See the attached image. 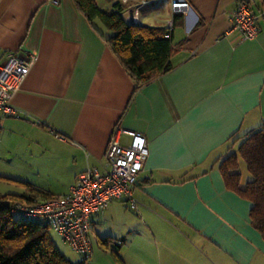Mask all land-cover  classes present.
<instances>
[{
  "label": "crops",
  "instance_id": "0c3cea01",
  "mask_svg": "<svg viewBox=\"0 0 264 264\" xmlns=\"http://www.w3.org/2000/svg\"><path fill=\"white\" fill-rule=\"evenodd\" d=\"M238 1L264 9L261 0H187L189 7L173 9L169 0H128L125 22L165 34L172 22L171 69L135 89L105 43L108 30L98 20L91 24L73 0H0V61L16 52L36 55L11 98L17 115H0V133L13 140L12 151L25 143L28 154L35 148L47 155L33 169H48L61 183L50 195L67 193L87 167L101 168L114 126L146 138L148 155L132 189L134 213L124 197L91 217L92 234L94 223L119 220L126 210L144 230L122 220L118 238L107 236L111 240L102 244L96 236L105 248L121 240L130 250L149 234L159 255L151 260L136 246L149 258L141 264L192 261L182 253V237L191 246L210 245L216 260L224 255L236 264L246 263L250 251H264L250 224L251 203L226 188L218 168L235 149H229L234 138L264 124V15L257 19L259 33L241 38L229 18ZM96 2L111 8L108 0ZM129 139L120 134L121 144ZM14 177L43 186L38 175Z\"/></svg>",
  "mask_w": 264,
  "mask_h": 264
},
{
  "label": "trees",
  "instance_id": "16d2710c",
  "mask_svg": "<svg viewBox=\"0 0 264 264\" xmlns=\"http://www.w3.org/2000/svg\"><path fill=\"white\" fill-rule=\"evenodd\" d=\"M108 1L112 2L111 8L102 10L96 0H73L91 24L98 20L108 30L105 43L131 77L135 89L170 70L173 44L171 36H165V29L127 23L121 17L125 3ZM261 6L264 8V0ZM229 149L234 150L218 161L224 184L251 203L250 224L264 239V124L234 138ZM239 159L250 174L244 183ZM24 185L26 191L21 194L0 195V264H84L86 260L71 262L65 258L54 245L45 222L11 211L18 201L54 197L28 183ZM14 213L20 218H15ZM108 240L111 239H104L102 244Z\"/></svg>",
  "mask_w": 264,
  "mask_h": 264
},
{
  "label": "built area",
  "instance_id": "2783aa9c",
  "mask_svg": "<svg viewBox=\"0 0 264 264\" xmlns=\"http://www.w3.org/2000/svg\"><path fill=\"white\" fill-rule=\"evenodd\" d=\"M169 1L172 9L189 7L187 0ZM261 14L264 15V9L256 12L248 2L238 1L229 16L230 29L243 39L253 38L260 31L257 19ZM166 29L165 36L169 37L171 21ZM35 60L34 54L23 55L16 52L0 61V115H17V109L11 105V98L22 85ZM121 133L129 136L128 144L120 143ZM147 155V141L141 132L116 125L110 133L101 168L87 167L76 176L74 184L65 194L39 202L35 199L24 205L15 203L11 211L26 218L42 220L83 260H87L92 251V215L102 210L110 201L124 197L132 208L135 207L132 189Z\"/></svg>",
  "mask_w": 264,
  "mask_h": 264
},
{
  "label": "rangeland",
  "instance_id": "374dc122",
  "mask_svg": "<svg viewBox=\"0 0 264 264\" xmlns=\"http://www.w3.org/2000/svg\"><path fill=\"white\" fill-rule=\"evenodd\" d=\"M98 6L100 9L106 10L103 3H100V5L98 4ZM3 135L4 134L0 133V195L21 194L26 191L24 185L26 184V182H23L20 179H16L17 177L15 178L14 176L31 175L35 177L38 175L43 184L40 189L47 192H49L50 190L62 189L60 185L61 183L55 181L54 178H52V172H49L48 169L38 172L34 171L33 169L36 165H33V163L41 162L40 164L42 165L46 163V161L48 160L46 154L38 155L37 153L39 150L35 148H33L32 154H28V152L26 151L27 145L25 143H23L21 148H19L17 151H12L13 147H11V144L13 143V140L8 141L3 138ZM239 171L241 172L243 183L248 178H250V174L246 169V165L242 159H239ZM52 184L53 186H55V188L50 187V185L52 186ZM35 201L39 202L41 200L37 199ZM15 203L23 205L27 204V202L21 201ZM125 203L127 204V202ZM126 206L130 212L134 210L130 207L129 204H127ZM128 210L124 211L126 213H123L122 218L119 220L115 218H106V221H101L100 224L98 222L94 223V227H92V251L89 258L85 261L84 264H141V258H150L152 260L155 258V256H157V254L159 255V244L156 241L154 243V238L149 237V234H146L145 237L141 239L139 238L135 242H132L130 244V250L126 245L128 243L127 241L123 245H121L122 242L120 244L117 243V241H110L114 242L115 245L109 242L107 248H105L100 244L99 241H97V239H95L96 236H100L104 239L109 236V238L111 237L112 240L114 239L113 237L118 238L115 233L119 232L118 230L124 227L123 221L131 223L132 226L134 224L137 228L144 230V226L140 221L136 222V219L129 217V214H127ZM132 213H134V211ZM13 215L15 218H20L19 214L17 213H14ZM123 216H126L128 218L124 219ZM49 235L54 245L65 256V258H67L71 262L82 261L81 256L68 243H65L57 234L49 231ZM180 239L182 240L181 244L184 245L182 247V253L186 257L188 255V258L185 259H192V261L187 262L186 264H222L223 262L220 263L221 259H225V261L228 260V264H236L233 260L230 261L229 258H226L224 255L221 256L220 260H216L217 258L215 259L212 252L210 251V245L198 246L195 244L194 246L196 247H194L191 246L190 242H186L185 238L182 237ZM136 246L142 251L144 249L145 253H148L147 255H149V258L147 256L144 258L143 253H141V255L137 254L139 250ZM144 262L145 264H148L147 260H145ZM144 262L142 264H144ZM152 264H160V262L153 260ZM240 264H264V251H262L261 249H255V251L253 252L250 251L248 261L246 263Z\"/></svg>",
  "mask_w": 264,
  "mask_h": 264
}]
</instances>
